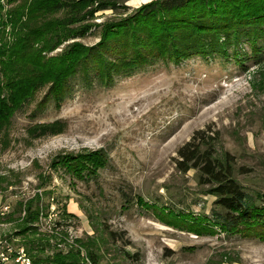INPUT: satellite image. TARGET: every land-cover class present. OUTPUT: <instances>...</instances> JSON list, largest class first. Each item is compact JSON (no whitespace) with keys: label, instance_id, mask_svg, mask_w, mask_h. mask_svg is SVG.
Wrapping results in <instances>:
<instances>
[{"label":"rangeland","instance_id":"rangeland-1","mask_svg":"<svg viewBox=\"0 0 264 264\" xmlns=\"http://www.w3.org/2000/svg\"><path fill=\"white\" fill-rule=\"evenodd\" d=\"M153 1L0 0V85L17 72L41 82L0 129V254L24 249L36 264L71 249L80 264H264V241L220 229L215 218L228 211L196 170L175 163L178 149L210 128L217 158L264 205V40L256 51L245 42L228 58L159 60L111 81L86 63L60 104L51 94L65 54L97 47L107 25ZM10 54L44 68L3 66ZM66 157L93 158L89 177L67 174L58 164ZM37 193L49 206L38 233L17 235L19 204Z\"/></svg>","mask_w":264,"mask_h":264},{"label":"trees","instance_id":"trees-1","mask_svg":"<svg viewBox=\"0 0 264 264\" xmlns=\"http://www.w3.org/2000/svg\"><path fill=\"white\" fill-rule=\"evenodd\" d=\"M55 7L62 8L61 5ZM105 9L104 5L99 7V10ZM72 13L76 17V11ZM88 31L89 27L84 28L82 35ZM259 40H264V0H156L139 8L134 16L107 25L97 47L80 50L74 46L65 54L55 68L57 72L52 81L51 94L60 104V95L65 93L68 80L86 63H96L99 67L97 75L111 81L115 73H131L159 60L180 64L195 57L203 60L228 58L231 51L237 55V49L245 42L256 51ZM113 53L116 59L109 58L108 55ZM7 57L2 65L9 68L17 64L44 68L34 64L37 61H24L19 54ZM32 79L29 72H17L0 85V91L3 88L9 91L8 97L0 98V129L7 124L14 110L40 87L41 82L34 84ZM211 134L210 128L197 131L181 146L175 159L176 167L182 173L196 170L200 184L211 187L210 193L217 198V205L228 211L226 216L217 215L215 218L214 223L220 229L229 234H243L264 241V205H256L233 178L229 162L226 160L223 163L217 158ZM93 162V158L66 157L58 164L72 177L85 180L89 177L85 174V167ZM44 185L42 182L40 189ZM41 200L42 194L37 193L34 199L19 204L25 215L19 218L21 222H18L17 235L38 233V223L45 210L49 209V206L45 208L41 205ZM35 201L37 204L34 206ZM58 235L53 232L49 237L57 239ZM76 243L86 249L90 247L83 242ZM90 259L96 263L91 252ZM52 263L80 264V253L73 249L59 252ZM32 264L36 262L33 260Z\"/></svg>","mask_w":264,"mask_h":264},{"label":"built area","instance_id":"built-area-1","mask_svg":"<svg viewBox=\"0 0 264 264\" xmlns=\"http://www.w3.org/2000/svg\"><path fill=\"white\" fill-rule=\"evenodd\" d=\"M16 263L18 264H32V260L30 256H28L24 249H21L18 252H15L13 255H11ZM11 256H8L5 252L0 254V260L1 261H8Z\"/></svg>","mask_w":264,"mask_h":264}]
</instances>
